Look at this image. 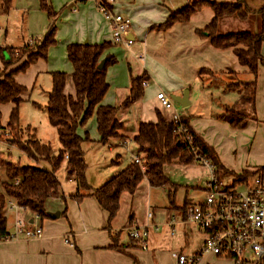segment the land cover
<instances>
[{"label":"trees","instance_id":"16d2710c","mask_svg":"<svg viewBox=\"0 0 264 264\" xmlns=\"http://www.w3.org/2000/svg\"><path fill=\"white\" fill-rule=\"evenodd\" d=\"M2 1L4 7L8 8L10 0ZM38 1L39 8L53 22L35 53L27 55L26 60L17 69L0 74V105H13L7 123V130L11 137L6 139V142L15 146L35 163L34 166H22L0 157V174L2 173L4 177L0 175V241L10 237L6 218V209L10 201L18 209L27 210L39 219L47 218L45 205L48 200L62 198L65 201L61 183L56 176L63 163L67 180L75 182L77 187V193L70 197L71 200L80 203L84 198H93L107 213L108 225L119 214L123 194L132 197L143 180L152 188L165 187L169 184L164 175L166 165L193 164L194 153L184 141L187 135L191 137L192 148L214 166V172L220 179L219 173L224 171L223 167L214 149L189 125V117L180 118V124L185 131L178 132V125L156 111L155 123L139 122L133 129L132 138L125 135L126 126L118 120V115L142 100L143 83L149 82V78L144 72L139 76H133L132 69L128 65L130 82L127 96L118 105H102L103 98L109 89L106 81L107 67L116 63L113 56H104L105 51L111 47V44L106 42L100 45L73 44L66 47L67 60L73 69L69 76L73 94H65L68 79L65 73L51 74L52 86L48 93L45 110L47 120L55 129L60 146L57 155L53 154L50 145L37 141L31 134L30 128H26L30 133V139L23 141L19 127V107L23 102L21 95L26 92V89L15 82L14 75L24 72L30 64L46 59L48 49L56 43L55 11L51 7L50 0ZM203 8L210 9L213 16L204 28L195 30V35L202 40H208L215 49H231L238 64L245 69V73L252 76L251 82L231 83L226 86L227 89L236 92L238 98L233 105L226 107L219 117V120L227 123L230 128L242 130L249 121L256 120L255 97L258 67L264 65V58L261 54L264 44V5L255 11L249 7L246 0H197L175 12H170L164 22L152 26L150 30L165 32L177 23H187L195 13ZM250 14H257L259 17L257 34L249 31L227 33L219 31L224 19L234 18L245 21ZM12 50L5 48V57L2 53L4 51L0 49V61L4 69L16 64L21 55L26 52L19 49L18 57L14 58ZM103 60H105L103 68L98 69V65ZM228 74H233V72L229 71ZM202 75L216 76L208 69H200L199 76ZM93 113H95L98 144L106 145L115 140L120 141V146L124 147L123 143L129 140L130 144L136 148L137 157L142 160V167L132 161L126 168L95 189L86 183L87 166L82 148L84 142L91 141L88 136L82 138L77 132L78 128L83 127ZM65 157H67L66 160ZM256 170L264 171V167L256 168ZM253 174L250 171L242 172L235 176L232 183L246 181ZM186 207L185 203L180 209L181 218ZM64 214L65 211L62 212V215ZM131 218L135 219L132 213ZM110 248L119 249L120 247L115 242Z\"/></svg>","mask_w":264,"mask_h":264},{"label":"rangeland","instance_id":"374dc122","mask_svg":"<svg viewBox=\"0 0 264 264\" xmlns=\"http://www.w3.org/2000/svg\"><path fill=\"white\" fill-rule=\"evenodd\" d=\"M158 1L161 5L170 6L172 4L180 9L186 5V0H165L164 3L161 0ZM145 2H150V0H115V4L134 5L129 15L134 20L137 28L134 33L135 42L128 50L123 45H112L104 53V56H114L117 61L114 65L107 67L106 70V81L109 84V89L103 98L102 103L104 104L118 105L126 97L130 82L128 65L132 66L133 74H135L137 63L142 66L145 60L149 62L148 58L150 55L147 57L143 45L147 37V29L144 28V24L148 16L144 11L141 12L139 7ZM246 2L255 11L264 5V0H246ZM22 6H27L28 8L26 15H22L20 11ZM95 8L97 9L96 5ZM63 10L61 9L58 12L60 13ZM202 10H204L203 13L205 11L210 12L208 8ZM45 20H48L46 14L32 10L28 0H10L8 8H5L3 1L0 0V49L4 51L7 47L19 48L23 45V42L28 41L29 43L31 40H37L36 44H28L21 48L26 52L21 55L16 64L11 66L22 63L24 59L26 60L27 55L36 52L45 37L43 35L44 31L43 33L38 32ZM193 23L194 20L190 18L187 23L181 25L188 29ZM77 30L80 29L74 21V23L70 24L69 29H66V32L70 34ZM219 31L221 33L249 31L257 34L259 31V17L257 14H250L245 21H239L234 18L226 19L220 24ZM64 34L66 33H62V36ZM57 39L56 26L55 41ZM18 50H12L14 58L18 57ZM2 53L6 57L5 51ZM261 53L264 57V44ZM154 66L152 63L149 71L144 69L150 76V81L144 86L140 110L137 111L136 106H132L127 115L130 122L143 116L151 117V120L154 121L156 119L155 113L156 111L159 112L158 110L164 112L166 116L161 114L167 119H170L173 109L181 117H189L192 121L191 125L194 126L198 133L203 135L209 143L218 144L220 160L223 161V165L226 168V170L223 169L224 171L219 173V180L226 186L232 184L236 173L242 169L264 165V121L261 119V117L264 118V65H259L257 75L255 109L258 121H254L253 124L246 126L242 130L232 129L227 123L216 119L217 116L223 113L222 104L232 102L228 100V96L222 94L225 89L222 82L211 86L208 84L217 80L216 76H201L200 79L210 82H201L198 78H193L191 83L186 85L181 91L180 88L176 89V87L171 85L178 78V75L172 72L170 75L165 74L161 68H155ZM10 67L4 69L0 61V74L4 71L9 72ZM27 69L25 72L17 73V75L21 76L20 79L28 91L26 99L19 107L22 140L30 139V133L24 129L30 127L35 130V139L40 141V143L42 142V144L50 145L53 154L57 155L60 150L59 143L54 128L48 123L44 106L47 101L46 94L51 90V73L54 71L63 72L68 76L65 93L72 94L73 92L69 78L72 67L66 60L65 46L55 44L50 47L47 51L46 59L36 62L31 70ZM220 78L228 82L226 78L221 76ZM241 80L244 83L251 82L252 76L247 73H241ZM231 83L236 84L239 82L232 81ZM184 91H188L189 106L182 108L179 104L172 101L171 97H181ZM160 92L171 100L173 109L165 110L155 101L156 94ZM120 115L121 113L118 115V120ZM2 121L3 123L6 122V116H4ZM126 129L125 135L127 137L132 136L133 128L126 125ZM77 132L82 138L88 136L89 140L98 141L95 113L92 114L83 127L78 128ZM9 137H11L10 133H4L0 137V157L11 163H19L22 166H34L35 163L32 160H29L15 146L5 142ZM115 143H117L115 140L108 142L106 145L93 142L83 143L84 161L87 166L85 173L86 183L91 188L102 186L106 182V178H112L131 163L133 153L136 154L135 156L138 155L133 144H129V150H126L120 145H115ZM0 175L4 178L2 173ZM164 175L169 181V184L165 187L152 188L143 180L132 197L123 194L118 217H126L131 209L130 212L139 221L144 219L147 212H152L154 214L152 222L157 226V229L150 231L149 240L154 238V246L157 253L166 256L171 254V252L182 251L189 255L200 245L202 235L194 225L180 222L178 213L181 214L180 209L185 203L188 206V203L192 201H203L205 199L206 195L202 189L203 187L205 188L206 183L210 180L211 172L201 164L179 165L173 163L164 167ZM56 176L62 185L65 201L62 198L48 200L46 209L51 211H47V213L58 212L59 210L62 212L66 211L71 204L69 202L70 197L76 192V183L68 181L66 178L64 163L56 173ZM239 189H242V187ZM28 212L26 215L31 216L32 213ZM9 217L12 219L13 213ZM170 224L174 225V231L169 226ZM27 225L26 223L23 228H27ZM121 238L128 239L125 232H122ZM206 258L210 259L211 256ZM210 261L211 264H231V261L226 259H219V261L211 259Z\"/></svg>","mask_w":264,"mask_h":264},{"label":"crops","instance_id":"0c3cea01","mask_svg":"<svg viewBox=\"0 0 264 264\" xmlns=\"http://www.w3.org/2000/svg\"><path fill=\"white\" fill-rule=\"evenodd\" d=\"M28 1L30 3V7L32 10H36V12H40V13L43 12L39 8L38 0H28ZM194 1L197 0H186L185 3L187 5L188 3ZM161 2L164 3L165 0H161ZM50 3H51V7L53 8L56 14V19L54 20L55 28L57 26V36H58V39L55 43L56 45L61 44L66 48L68 45H73V44L100 45L106 42V43H110L112 47L113 44L111 43V32H110L109 24L104 19L103 15H101L97 11L93 1L50 0ZM133 6L124 5L123 3H119V4L116 3L113 5V10L117 13H122L130 18L131 30L129 37L133 39V44H134L135 42L134 33L137 27L136 24L134 23V20H132V18L129 15V13L132 12L133 10L132 9ZM139 7L141 12L144 11V13H146L148 16L145 19V24H144L145 25L144 28L147 29L146 32L147 37L143 45L146 50L147 57L148 55H150V57L148 58L149 62L143 60L144 62L142 66L137 63L138 66H137V70H135V74H133L132 71L133 76H139L144 72L147 74L150 81V76L148 75L147 71L144 69H147L149 71L151 69L150 66H152L153 63V65H155L154 66L155 68H161L165 74L170 75L172 72L178 75V78L175 79L171 85L173 87H176V89L180 88L182 91L183 88L186 87V85L191 83L193 78L194 79L198 78L199 81L201 82H210L200 79L201 76H199L200 69H208L212 73H215L217 78V80L212 81L211 83L208 84L211 86L218 82H222L223 85L225 86V89L222 91V94L228 96V100L232 101L229 102L228 104H222L223 105L222 110L224 111L226 107L233 105L237 100L238 95L236 92L227 89L226 86L230 84L232 81L233 82L238 81L239 83H244L241 80V73H245V69L238 64L237 59L234 56L233 51L231 49L230 50L215 49L211 46L208 40H202L195 35V30L204 28V26H206L211 21L213 16L212 12L210 11L208 13L207 11H205V13H203L204 10H200L199 12L195 13L191 17V20H194V23L193 25L189 26L188 29L187 28L185 29L184 26L181 25L185 23H177L173 25L169 30L165 32H161V31L150 30V28L152 26L164 22L170 12H175L180 8H176L175 5L172 4L170 6H165L164 4L161 5L158 0H150V2H145L144 4H141ZM61 9L64 10L59 13L58 11ZM20 11L22 12V15L23 14L26 15V12L28 11L27 6H22L20 8ZM198 14L201 15L198 16ZM46 18L48 20L43 21L42 28L38 30L39 33L40 32L43 33L44 31L43 35H46L49 26L53 22V20H51L47 16V14H46ZM227 19H233V18H227ZM225 20L226 19H224L223 21ZM74 21L80 30H77L76 32L69 34L68 32H66V29H69L70 24L74 23ZM62 33H66V34L62 36ZM29 43L28 41L23 42V45L19 48L18 47L17 48L7 47V48L21 49L27 46ZM125 49L128 50V48ZM66 60H67V56H66ZM22 63H18L17 65L11 66L9 68V71H13L17 69ZM35 63L30 64L28 66L29 68L28 67L27 68L31 70L32 67L35 66ZM130 67L132 66L130 65ZM229 71H232L233 74H228ZM58 72L59 71H54L51 74ZM220 76L226 78L228 82L222 80ZM20 77H21L20 75L15 74L14 80L17 84L25 87L26 89V92L21 95V98L23 99L24 102V100L27 97L28 91L26 86L23 84V81L20 79ZM128 90H129V86L127 88V94H128ZM49 92H47L46 94L47 99ZM256 97H257V90H256ZM256 97H255V104H256ZM122 101L123 100H121V102ZM155 101L158 102L156 100V97H155ZM121 102H119V104ZM140 102L137 103V105H134L136 106L137 111L140 110ZM102 105L115 106V105H107L104 103H102ZM12 109H13V105L11 104L0 105V113H1L0 137L4 133H9V131L7 130V123ZM130 109L127 110L126 112L121 113V115L119 116V121L123 123L125 126L128 125L129 127L135 129L136 125L139 122H143V123L156 122V119L153 121L151 120L152 119L151 117H144V116L140 119L137 118L133 122H130L129 119L127 118ZM158 111L163 115H165L164 112L160 110ZM255 115H256V109H255ZM4 116H6L5 123H3L2 121L4 119ZM220 116H217L216 119L219 120ZM261 119H263L264 121V118L261 117ZM256 121H258L257 116L255 122ZM191 123L192 121L190 120L189 125L198 135H200L203 138V140L209 146H211L214 149L218 157L219 163L221 164L222 167H224L223 169L226 170L225 165H223V161L220 160L218 144L217 143L213 144L212 142L209 143L206 140V138L203 137V135L198 133V131L194 128V126L191 125ZM253 123L254 121H249L247 126ZM19 127L21 128L20 123H19ZM26 128H30V127H26ZM30 129L35 138V134H34L35 130L32 128ZM133 135L134 133L132 134V136H128V137L132 138ZM91 142L97 143L95 141H91ZM115 145H120V141H117ZM135 155L136 154L133 153L132 158ZM38 166H40V164H38ZM260 167H264V165L246 167L245 169H242L240 172L236 173V175L241 174L242 172L245 171H252L253 169ZM107 179L108 178H106L105 181H107ZM202 190L204 191V187ZM75 191L76 194L77 187H75ZM69 202H71V204L66 209L64 215H62L61 210H59L58 212H54V211L50 212L52 214L59 213L57 219H51L48 216L47 218L39 219L36 218L34 214H32L31 216H27L26 215V213L28 212L27 210H21L18 208L10 209L9 207H7L6 218H7V226L9 230L14 228L16 221L21 220L23 222L25 221L28 224L27 228H36V227L41 228L42 237L40 239L32 240V239H27L24 236L20 235V236H16L15 238H9L0 241V264H175V261L171 257V254L162 256L161 254L157 253V250L155 249L154 246L155 245L154 238H151V240H149L148 237L146 251H142L136 246H134L129 239L121 238L122 232L126 233V229L130 225H133L134 223L143 224L146 221V215L143 220H139V221L136 219L133 220V218H131V212H130L131 209H130L126 217L117 216V218H115L110 223V225H108L107 213L104 212L99 207V205L93 198H84L80 203H77L71 199ZM200 202L202 201H195V202L192 201L188 204H194ZM45 210L46 213L47 211H51L46 209V205H45ZM11 213H13L12 219H10L9 217ZM178 215H179L178 220L180 222H183L181 215L179 213ZM203 240L204 237L202 236V238L200 239V245L194 251H192L191 254L196 253L198 251V249L203 243ZM66 241H68V243H66ZM115 242L120 247L119 249L110 248L115 244ZM211 259H215L219 261L218 258L211 256L210 259L208 258L204 259V264H211L210 261Z\"/></svg>","mask_w":264,"mask_h":264},{"label":"built area","instance_id":"2783aa9c","mask_svg":"<svg viewBox=\"0 0 264 264\" xmlns=\"http://www.w3.org/2000/svg\"><path fill=\"white\" fill-rule=\"evenodd\" d=\"M92 1L109 24L111 43L130 48L133 45V39L129 37L130 18L113 10L115 0ZM36 43L37 40H32L29 44ZM146 85V82L143 83V86ZM156 100L163 109H173L171 100L164 93H157ZM180 118L173 109L170 120L178 125V132H183L185 129L180 124ZM184 141L194 153L193 163L207 167L211 175L204 188L205 199L200 203L188 204L182 218L183 222L195 226L204 237L203 243L193 254L171 253L175 264H204L207 256L230 260L232 264H264V171L253 169V176L246 181L226 186L216 176L214 166L192 148L191 137L187 135ZM129 144V140L123 143L126 150ZM132 161L142 167V160L137 156H134ZM241 187L242 189H239ZM8 207L17 208L11 201ZM152 221L153 213L147 212L143 224L134 223L126 229L130 242L142 251L147 250L150 231L157 229ZM24 225L23 221H16L9 238L21 235L35 240L42 237L41 228L24 229ZM169 226L174 231V225Z\"/></svg>","mask_w":264,"mask_h":264},{"label":"water","instance_id":"95a60500","mask_svg":"<svg viewBox=\"0 0 264 264\" xmlns=\"http://www.w3.org/2000/svg\"><path fill=\"white\" fill-rule=\"evenodd\" d=\"M105 60L101 61V63L98 65V69H102L104 66ZM172 101H174L175 103L179 104L182 108L188 106L189 102H188V91H184V93L182 94L181 97H171ZM47 216L51 219H57L59 216V213H47ZM13 233V229H10L8 231V234H12Z\"/></svg>","mask_w":264,"mask_h":264}]
</instances>
